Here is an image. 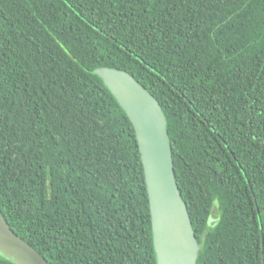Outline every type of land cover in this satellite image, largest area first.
<instances>
[{
    "label": "trees",
    "instance_id": "1",
    "mask_svg": "<svg viewBox=\"0 0 264 264\" xmlns=\"http://www.w3.org/2000/svg\"><path fill=\"white\" fill-rule=\"evenodd\" d=\"M100 66L161 105L196 264H264V0H0L12 230L52 264H157L135 131Z\"/></svg>",
    "mask_w": 264,
    "mask_h": 264
},
{
    "label": "water",
    "instance_id": "2",
    "mask_svg": "<svg viewBox=\"0 0 264 264\" xmlns=\"http://www.w3.org/2000/svg\"><path fill=\"white\" fill-rule=\"evenodd\" d=\"M135 131L146 183L157 264H196L200 245L176 182L166 118L152 93L126 70L94 69ZM0 255L15 264H52L17 235L0 212Z\"/></svg>",
    "mask_w": 264,
    "mask_h": 264
}]
</instances>
